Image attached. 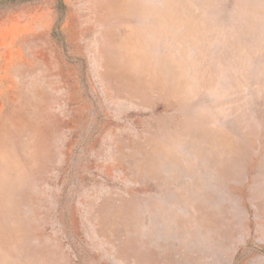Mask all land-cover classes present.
I'll use <instances>...</instances> for the list:
<instances>
[{"label": "rangeland", "instance_id": "374dc122", "mask_svg": "<svg viewBox=\"0 0 264 264\" xmlns=\"http://www.w3.org/2000/svg\"><path fill=\"white\" fill-rule=\"evenodd\" d=\"M0 264H264V0H0Z\"/></svg>", "mask_w": 264, "mask_h": 264}, {"label": "trees", "instance_id": "16d2710c", "mask_svg": "<svg viewBox=\"0 0 264 264\" xmlns=\"http://www.w3.org/2000/svg\"><path fill=\"white\" fill-rule=\"evenodd\" d=\"M8 1H18V0H8ZM20 1H23V2H24V1H26V0H20Z\"/></svg>", "mask_w": 264, "mask_h": 264}]
</instances>
